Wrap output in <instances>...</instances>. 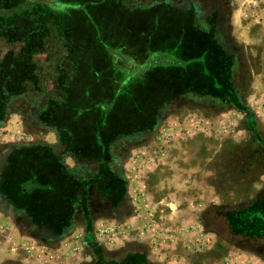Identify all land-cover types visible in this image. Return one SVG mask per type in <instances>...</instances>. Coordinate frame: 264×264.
<instances>
[{
    "label": "rangeland",
    "instance_id": "374dc122",
    "mask_svg": "<svg viewBox=\"0 0 264 264\" xmlns=\"http://www.w3.org/2000/svg\"><path fill=\"white\" fill-rule=\"evenodd\" d=\"M205 1L231 17V23L223 20L221 31L222 36L230 32L234 61L214 39L208 41L206 33L187 24L184 14H167L160 5L129 10L117 0H59L50 3L57 14L36 3L31 11H44L40 20L23 21L25 27L12 23L7 30L12 39H32L37 28L51 22L61 47H68L70 59H75L73 75H68L72 85L68 90L61 86V76L57 79L67 95L49 100L41 118L72 142L69 149L81 146L83 155L98 153L97 145L107 146L119 134L152 128L157 108L167 97L190 94L166 109L158 137L134 156L136 176L128 179L130 214L136 216L131 221L139 216L151 237L146 244L137 240L142 229L131 222L130 235L126 232L124 238L133 246L129 252L139 249L147 255L157 246L156 262L147 255L150 264H264V0ZM3 23L8 22L0 21V28ZM125 40L129 43L120 45ZM1 41L14 45L0 37V49ZM35 42L22 49L30 54ZM42 46L44 42L39 49ZM17 65L3 61L5 80L17 82L22 72ZM227 69L235 96L223 95L231 88ZM7 86L1 99L8 97ZM198 92L203 98L195 95ZM39 142L12 153L23 162L5 170L1 188L12 186V203L22 207L23 196H30L32 207L60 219L76 194L70 188L76 177L56 172L60 162L53 157L55 163H48L51 157L41 156L46 150ZM3 212L0 209V264H61L60 237H43L25 218ZM36 222L61 231L54 218ZM120 225H115L116 232L123 237ZM99 226L75 245L87 256L83 264H121L113 257L119 260L126 250L109 247L111 237ZM96 233L101 238L94 246L89 239L96 240Z\"/></svg>",
    "mask_w": 264,
    "mask_h": 264
},
{
    "label": "crops",
    "instance_id": "0c3cea01",
    "mask_svg": "<svg viewBox=\"0 0 264 264\" xmlns=\"http://www.w3.org/2000/svg\"><path fill=\"white\" fill-rule=\"evenodd\" d=\"M117 1L129 10H135L136 8L148 10L154 6L160 5L167 12V14H171L172 11L184 14L175 9L170 2L172 1L173 4H177L178 0ZM56 2H59V0H45V2L41 0L31 1L33 5L36 3H45V5L49 4V6L50 3ZM197 3L201 9L208 11L210 8H213V14H220V31L218 32V38H220V40L216 42L218 44L216 45L218 46V49H221L223 53L231 56V58H233L232 60L234 61L236 52L230 50L233 48L231 47L227 39L228 35L222 36L221 31V24L223 23V20L227 23L232 22L230 15H221V8L219 6H214L210 3L208 5L207 1L205 0H197ZM223 6L226 7L225 4H223ZM78 7L80 8L79 5ZM217 10H219V12ZM84 11L87 12L85 13L86 16L89 15V17H91L88 9H85ZM27 17L29 16H11L7 18L8 21L3 20L2 18H0V21L13 23L19 21L20 24H18L21 25V27H25L22 24L23 21L24 23H28L29 21H31V19L32 21L35 20V18ZM213 26L214 25H211L209 29L201 31L208 35V41L210 39H214L213 35H215L216 30ZM0 37H3L5 39L4 35ZM228 37H230V32ZM5 41H7V38L5 39ZM127 41L128 40L123 41L120 45H127V43H129ZM1 44H3L4 47L3 49H0V90L4 93L3 90L8 84L6 89L8 97H6V100L0 99V103H5L3 106L5 107L4 109H2L3 107H0V109H2L0 111V194L4 195L12 203L11 196L8 195L13 189L12 186H8L7 189L1 188V185L4 182L5 170L11 167L10 171H13L23 162V160L21 161V158H19L18 156H14L15 159L12 158V153L16 149H26L33 147V145H35L33 143L37 140H40L41 142L39 143L41 147L46 150L44 152L42 151V153L40 152L41 156H44V158L51 157L49 158L48 163H52L51 161H54L55 163V159L53 157H55L60 162V167L56 168V172L62 171L76 177L74 178L75 180L71 182L72 184L70 186V188L73 189L72 192L76 194L70 196L67 209L66 211H61L60 219L55 216L49 215L51 212H40L36 208L32 207L30 205V196H23L22 200L24 206L22 207L12 203L19 209V211L14 214L25 218V221L29 223L33 231H35V229L32 226V222L36 223L35 220L44 222L46 220L53 221L54 218L58 221L61 226V231L50 229L42 223H36V225L39 228H45L51 231V233H48L46 235L40 234L43 237H53L54 235H59V237L61 238V251H59L61 252V264H83V261H86L85 258L87 256L84 255L83 251H76L75 245L79 242L82 243L83 236L84 238L88 239L89 231L93 230V228L97 224L100 225L98 228L101 227L107 230L108 234H106V236L111 237L110 245L112 246L109 245V247H111L112 249L114 247H123L126 250V253L121 256L122 258L129 257L131 253L143 252L146 254L145 250L139 249L129 252V248H131L132 245L124 240V238L126 237V232H128V235H130V230L133 228L131 222L133 224H136L139 229H142L141 233H138L137 240H141L142 242L144 240V244H146V237H151V232L146 231V228L144 227V221H140L139 216L137 217L136 221H131L136 216L135 214H130L129 198L131 196V189L128 185V179L133 180V177L136 176V172L133 171V166H135V164L133 163V161H135L134 156L140 150H142L143 145L151 142V138L156 139V137H158V130H160L159 124L161 118L167 111L166 109L172 107V105L181 101L183 97L190 94L188 92H186L187 94L183 92L181 94H173L167 97L164 103L161 104L157 109L158 111L152 128H145L133 133L119 134L110 139V142L107 146H105L103 143V145H97L98 153L83 155L81 154V151L83 150L81 146L75 151L69 149L72 142L63 140L61 131L56 127H51L41 118L43 117L42 113L44 112V109H46L49 100H53L55 96L60 94L61 99H65V95H67V91H65L62 87L60 90L59 82L57 79L61 76V86L64 84V86H67L68 90H70V87L72 85L71 79L70 81H68L69 83L66 82V78L68 76H66V72L70 71L71 75H73L75 59H70L69 49H67L68 47L63 46L61 47V49H58V47H60L61 45L58 39L53 40L52 42L48 41L45 49H36L34 53L32 52L31 57L24 60L29 50L25 49L26 51L24 55L21 48L22 43H17V41L15 40L13 47L16 49L14 50H12L11 48L13 47H10V45L6 42H3ZM5 45L7 47H5ZM12 56H14V58L16 57V59L19 61L17 67L20 68L19 71H22L19 72L20 75L17 78L16 83L11 82L12 79L10 78L8 80H5V78H7L4 76L5 73L1 76L3 61L6 60L7 57V60H11ZM145 61H147V59ZM120 65L126 66L123 60L120 61ZM121 69L123 70L125 68ZM32 74L34 75V78L31 77ZM10 83L14 84L12 85L13 87L9 85ZM23 84L25 86L22 87V89L21 86H23ZM203 94L204 93L199 92L195 93L196 96L201 98H203ZM205 95L208 96L209 94L205 93ZM38 108L41 109V112L35 115L33 111ZM25 134L26 137H24ZM148 139L150 141H148ZM4 142L8 144L6 145V147H3L2 145L4 144ZM23 144H26L27 146H23ZM129 150L131 151L130 154H128ZM35 153L36 152H34L33 154ZM81 161L83 163H86L88 165V168L93 167L94 175L91 179V181L93 182V186H91V188L89 189L87 187V183L80 180L85 179L84 177H87L85 175L88 174V171H86V169H82V167L79 165V162ZM13 163L14 167H12ZM39 175V173L35 174V176ZM34 185H37V183H34ZM79 196L85 199V201L83 202L82 207H80V209L77 211L75 204L77 203L76 199ZM34 202L37 204L39 203V200L36 199L34 200ZM0 209L4 211L1 203ZM22 212L24 214H27L28 217L23 216ZM124 213L125 217H127L125 220H123ZM34 215H42V217L37 219ZM116 224H121L120 227L117 228L125 231L123 237L119 234V232H116ZM126 225L128 227L127 231L125 229ZM95 237L96 240L89 239V241L90 243L91 241L97 242V245H99V239L101 237L97 233ZM83 243L84 245H86L85 241H83ZM93 244L96 245V243ZM142 246L143 248L145 247L144 245H142V243L141 245L139 243V247ZM157 248V246L155 248L152 247V251L147 252L148 258L152 262L157 261V259H155L156 257H158ZM154 254L157 255L155 256ZM117 258L118 257H113V259L117 262L122 260V258H120L119 260Z\"/></svg>",
    "mask_w": 264,
    "mask_h": 264
},
{
    "label": "trees",
    "instance_id": "16d2710c",
    "mask_svg": "<svg viewBox=\"0 0 264 264\" xmlns=\"http://www.w3.org/2000/svg\"><path fill=\"white\" fill-rule=\"evenodd\" d=\"M24 0H0V2H2L4 5L2 6L3 8H7L6 10H9L10 8H13V6H15L16 4H18V3H22ZM45 4V3H44ZM31 6V7H30ZM34 5L32 4V3H27V4H25V5H23V7L20 9V13H17V12H15V11H13V12H11V13H7V14H3V13H0V18H2L3 20H6V21H8L7 20V18H9V17H18V16H20L19 14H21L22 15V17H24V16H27L30 12L32 13V7H33ZM44 6H47L49 9L51 8L52 10H55V11H57V9H54V8H52V7H50L49 5H44ZM43 12L44 11H42V12H36V13H33L32 15H34V16H29V17H31V18H35V20L36 21H38V20H40L39 19V17H41V16H43L44 14H43ZM58 12V11H57ZM60 13V11L57 13V14H59ZM12 23L13 22H8V23H3V26H2V28H0V34L3 36H5V39L7 38V41H13V42H15V39H12L10 36V34H9V30H7V27H8V25H10V26H12ZM19 23V21L18 22H15V23H13V24H15V26L17 27V25H19L18 24ZM52 25V23L51 22H48V23H45V24H43V26L44 27H42V29H39V28H37L38 30H40V31H37L36 32V35L34 36H32V39H27V38H23L22 37V39L21 40H16L17 41V43L18 42H20V43H22L21 44V48L23 47V46H26V45H28L29 43H31V42H34V41H36L34 44H36L35 46H36V48H34L33 49V53L35 52V50L36 49H39V44H42L43 42H44V45L45 46H42L41 48H43L44 47V49L46 48V44H47V42L49 41H53V40H57L58 38L57 37H55L54 36V34H53V32L55 31L54 29H52V30H50V28H49V25ZM23 26V25H22ZM39 26V25H38ZM42 26V25H41ZM11 28V27H10ZM42 34V35H41ZM39 36H41V37H39ZM9 39V40H8ZM30 46V45H29ZM40 48V49H41ZM28 49V48H27ZM131 49H133L132 47H131ZM135 49V48H134ZM22 51H23V54L25 55V51L26 50H23L22 49ZM31 54H32V52H30V54H29V52L27 53V55L25 56V58H24V60L26 59V58H29V57H31ZM225 54V53H224ZM226 56H227V58H228V60H230V58H231V56H229L228 54H225ZM9 57V56H8ZM8 57L6 58V60L8 59ZM12 58V57H11ZM14 58V57H13ZM12 58V59H13ZM12 59L11 60H8L9 61V63H19V61L16 59V57L14 58L16 61H14V62H11L12 61ZM143 60L145 61L146 59H144L143 58ZM229 63V62H228ZM228 68H229V66H228ZM228 70V73H227V78H228V81H229V83H230V86H231V88H230V93H228V94H223L222 92H219V91H216L217 92V94H219V95H228V96H230L231 94L233 95V96H235V92H236V87H235V84H234V82H232V80H231V78H230V76H231V71L229 72V69H227ZM230 74V75H229ZM1 76H2V74H1ZM31 77L32 78H34V75L32 74L31 75ZM2 89V88H1ZM216 92H214V93H216ZM180 93H182V92H180ZM237 93V92H236ZM177 94H179V93H177ZM4 99L6 100V97H4ZM165 101V100H164ZM164 101L161 103V104H163L164 103ZM4 104L5 103H0V107L2 106H4ZM160 104V105H161ZM159 105V106H160ZM159 108V107H158ZM157 108V109H158ZM3 109H4V107H3ZM96 243V246H97V242H95ZM95 246V245H94ZM129 261H131V264H150L149 263V260H148V258H147V255L145 254V253H143V252H137V253H131V255H129V257H125V258H122V260H120V261H118L117 263H120V262H122L121 264H125V262H129Z\"/></svg>",
    "mask_w": 264,
    "mask_h": 264
},
{
    "label": "flooded vegetation",
    "instance_id": "af4514ba",
    "mask_svg": "<svg viewBox=\"0 0 264 264\" xmlns=\"http://www.w3.org/2000/svg\"><path fill=\"white\" fill-rule=\"evenodd\" d=\"M31 1L32 0H29L28 2H26V0H24L22 3L16 4L15 6H13V8H10L9 10H6L7 8H3L2 6L4 4L2 2H0V5H1L0 6V13L7 14V13H11L13 11L20 13L19 11L23 7V5H25L27 3H31ZM41 1L45 2V0H41ZM170 2L172 3V6L175 9L179 10V12L184 13V16H183L184 21L187 24L192 22V24L196 27V29H198V31H205V29H209V27L211 25H214L213 27L216 30V32H215V35H213V38L216 42L218 40H220V38H218V32L220 31V27H219V25H220L219 24L220 14H213L212 13V12H214V11H212L213 8H210L208 11L201 9L197 3V0H178L177 4H173L172 1H170ZM217 11L219 12V10H217ZM32 14L33 13L30 12L27 16H34ZM19 15H21V14H19ZM209 22H211V23H209ZM58 49H61V45H60V47H58ZM112 49H117V48L112 47ZM67 75H71V72L67 71L66 76ZM69 80L70 79L67 76L66 82L69 83L68 82ZM1 93H2V91L0 92V94ZM33 112L35 115H37L39 112H41V109L38 108V109L34 110ZM81 162H79V165L82 167V169H86V171H88L87 172L88 174L85 175V176H87V177H84L85 179H80V180L83 182H86L87 187L89 189V188H91V186H93V182L91 181V179L93 178V175H94L93 167L88 168V165L86 163H83V162L81 163ZM89 169H90V172H89ZM84 201H85V199H83L81 196L77 197V199H76L77 203L75 204L77 211L80 209V207H82ZM35 222H36V220H35ZM36 223H38V222H36ZM56 236L59 237V235H56Z\"/></svg>",
    "mask_w": 264,
    "mask_h": 264
},
{
    "label": "water",
    "instance_id": "95a60500",
    "mask_svg": "<svg viewBox=\"0 0 264 264\" xmlns=\"http://www.w3.org/2000/svg\"><path fill=\"white\" fill-rule=\"evenodd\" d=\"M0 203L2 204V207L4 209L5 212H9V213H16L17 211H19L18 207L15 206L14 204H12L10 202V200L8 198H6L4 195L0 194ZM23 213V212H22ZM23 216L28 217L27 214L23 213ZM32 226L34 227L35 231H37V233L39 234H48L51 233V231H49L48 229L45 228H39L36 223L32 222Z\"/></svg>",
    "mask_w": 264,
    "mask_h": 264
}]
</instances>
